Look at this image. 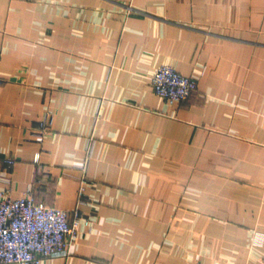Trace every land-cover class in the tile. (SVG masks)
I'll return each instance as SVG.
<instances>
[{
    "label": "crops",
    "instance_id": "1",
    "mask_svg": "<svg viewBox=\"0 0 264 264\" xmlns=\"http://www.w3.org/2000/svg\"><path fill=\"white\" fill-rule=\"evenodd\" d=\"M90 138L89 224L39 264H262L264 0H0V192L70 221Z\"/></svg>",
    "mask_w": 264,
    "mask_h": 264
},
{
    "label": "built area",
    "instance_id": "2",
    "mask_svg": "<svg viewBox=\"0 0 264 264\" xmlns=\"http://www.w3.org/2000/svg\"><path fill=\"white\" fill-rule=\"evenodd\" d=\"M149 81L153 93L169 105L184 102L196 88L194 79L179 74L167 64L157 66ZM51 119V113L44 110L36 124L37 140L47 133ZM92 143L90 138L82 162L76 164L80 175L70 221L66 210L36 202L29 189L14 198L0 192V264H39L47 257L67 256L77 222L88 225L90 221V216H83L78 205L84 202L85 188L90 183L86 165ZM38 159L36 152L32 161L36 163ZM3 163L10 167L13 160L4 158Z\"/></svg>",
    "mask_w": 264,
    "mask_h": 264
}]
</instances>
